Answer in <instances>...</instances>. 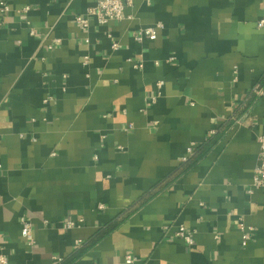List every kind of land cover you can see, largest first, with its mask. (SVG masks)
<instances>
[{
    "label": "crops",
    "instance_id": "1",
    "mask_svg": "<svg viewBox=\"0 0 264 264\" xmlns=\"http://www.w3.org/2000/svg\"><path fill=\"white\" fill-rule=\"evenodd\" d=\"M3 1L0 252L10 264H57L130 211L75 264H264V191L253 189L264 97L245 103L264 88V0H135L132 21L91 19L87 31L76 17L96 0ZM157 23L156 41H135ZM238 112L245 123L227 125ZM214 140L177 178L188 150ZM181 226L193 247L176 237ZM243 227L254 230L246 247Z\"/></svg>",
    "mask_w": 264,
    "mask_h": 264
},
{
    "label": "built area",
    "instance_id": "2",
    "mask_svg": "<svg viewBox=\"0 0 264 264\" xmlns=\"http://www.w3.org/2000/svg\"><path fill=\"white\" fill-rule=\"evenodd\" d=\"M135 0H96V4L94 7L90 8L87 11L86 15H80L76 17V25L83 31H87L91 27V19H94L99 26H107L112 22H122V21H132L134 18L132 15L127 14V10L133 7ZM10 6L7 2L3 1L0 4V11L3 14H7L10 12ZM30 11L29 7L23 9V12L28 13ZM258 28H264V20H262L258 24ZM164 29L163 23H157L152 27H142L138 30L135 41L137 43H143L145 41H156L159 37V33ZM34 34V32H32ZM59 41H55L58 43ZM51 49L53 46L50 47ZM112 48L117 50L119 48L118 44H113ZM88 64V62H86ZM137 70L143 69L144 64L135 65ZM163 87V83L158 84V89L161 90ZM264 97V88L259 84L255 86L252 90L250 97L245 101V103L249 102L251 97ZM161 98V93L157 92L151 98V101L156 104L158 100ZM47 100L45 103H48ZM240 112V111H239ZM236 113L232 118H230L226 124H231L233 126L243 125L246 121V116H240V114ZM132 127V126H131ZM218 131L212 132V137L216 136ZM196 149L192 146L188 150V158L184 159V163L188 162V160L194 156ZM253 189L264 191V135L260 137V156H259V164L255 170L254 181H253ZM84 220L80 221H70L65 224V228L67 230H73L81 228ZM243 231V246H248L251 238V232L253 229H248L246 227L242 228ZM22 236L29 242L30 245H35L36 240L33 234V227L30 222H24L22 227ZM176 237L182 240L186 246L193 247L195 245V237L194 233L187 230L184 226H181L177 231ZM89 242L78 241L77 242V250H80L88 245ZM63 260L59 261L62 262ZM138 262V258L132 255H129L125 259V264H135ZM0 264H10L9 256L1 250L0 252Z\"/></svg>",
    "mask_w": 264,
    "mask_h": 264
},
{
    "label": "trees",
    "instance_id": "3",
    "mask_svg": "<svg viewBox=\"0 0 264 264\" xmlns=\"http://www.w3.org/2000/svg\"><path fill=\"white\" fill-rule=\"evenodd\" d=\"M264 82V81H263ZM262 82V83H263ZM216 137V136H215ZM214 137V138H215ZM214 141H210L203 146H200L199 148L196 149L195 154L193 157H191L188 162L184 163L180 170L177 171V178L185 175V173L189 172L192 168H194L200 160H202L206 155L207 152L212 148L214 145ZM169 184V183H168ZM163 190L162 188H156L155 191H152L146 196V199L142 202L143 204H146L156 196H158ZM133 212L130 211L124 215L121 216L120 220H118L115 224H112L109 226L107 230L103 232L104 236L103 237H96L94 238L93 242L87 245L86 247L76 250L75 253L72 254L70 258H67L66 260H63L62 262H58L57 264H75L77 261L81 259L82 256H84L92 247H94L97 243H99L103 238L108 236L110 233L118 229V227L126 220L128 219Z\"/></svg>",
    "mask_w": 264,
    "mask_h": 264
}]
</instances>
